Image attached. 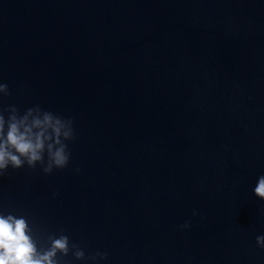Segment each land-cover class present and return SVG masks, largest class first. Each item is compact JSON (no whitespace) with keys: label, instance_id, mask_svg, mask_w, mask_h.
<instances>
[{"label":"water","instance_id":"95a60500","mask_svg":"<svg viewBox=\"0 0 264 264\" xmlns=\"http://www.w3.org/2000/svg\"><path fill=\"white\" fill-rule=\"evenodd\" d=\"M260 175L264 0H104L80 264H264Z\"/></svg>","mask_w":264,"mask_h":264},{"label":"clouds","instance_id":"9594fccd","mask_svg":"<svg viewBox=\"0 0 264 264\" xmlns=\"http://www.w3.org/2000/svg\"><path fill=\"white\" fill-rule=\"evenodd\" d=\"M7 95H10L8 85L0 82V96ZM74 139L70 117L54 114L39 105L27 108L22 114L15 105L0 106V177L9 167L19 169L25 164L30 168L40 164L46 174L54 168L66 167L71 156L66 141ZM253 192L264 200V175L258 177ZM189 226L190 222L180 225L182 229ZM48 241L47 247L38 246L26 217L0 212V264H61L58 253L67 256L70 250H74L72 254L76 259L85 258L78 245L73 243L70 247L69 237L65 234L49 235ZM256 243L264 248V235L257 236ZM96 256L105 258L107 253L97 251L90 258Z\"/></svg>","mask_w":264,"mask_h":264}]
</instances>
